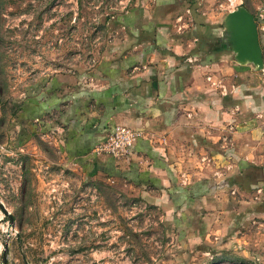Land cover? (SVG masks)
Wrapping results in <instances>:
<instances>
[{"label": "rangeland", "instance_id": "1", "mask_svg": "<svg viewBox=\"0 0 264 264\" xmlns=\"http://www.w3.org/2000/svg\"><path fill=\"white\" fill-rule=\"evenodd\" d=\"M153 1L0 0V203L11 214L0 208V264H264V168L232 173L216 161L221 126L197 143L187 129L170 138L195 164L163 162L166 186L138 178L130 158L121 167L67 140L64 112L73 118L76 104L65 96L98 82V60L148 34L140 7ZM238 3L253 12L264 0ZM195 176L218 185L178 195Z\"/></svg>", "mask_w": 264, "mask_h": 264}, {"label": "crops", "instance_id": "2", "mask_svg": "<svg viewBox=\"0 0 264 264\" xmlns=\"http://www.w3.org/2000/svg\"><path fill=\"white\" fill-rule=\"evenodd\" d=\"M186 4L184 0H155L140 7L143 14L139 24L149 31L148 36L138 35L133 47L119 56L98 60L93 70L98 82L83 85L77 92L71 89L72 96H65L66 104H76L73 118L64 112L69 118L64 128L74 130L73 140H67L75 149L93 150L109 126L126 124L139 135L125 158L94 150L93 154L115 159L121 167L130 158L143 170L135 172L138 178L144 175L145 181L163 186L167 185L163 162L176 167L195 164L191 156L184 154L185 148L180 151L175 142H170L186 129L197 143L198 133L206 132L207 137L200 139L208 140L213 137L208 133L214 130L211 126H221L224 147L216 151L215 160L227 163L232 173L250 164L264 168V32L259 30L260 25L264 27V4L252 12L262 14L259 19L256 15L261 69L250 62L234 61L226 45L211 49L219 45L216 40L221 38L225 10L219 7V0H195L194 9ZM179 15L182 20L177 19ZM118 20L127 26V20ZM180 21L184 27L177 28ZM151 150H157L159 157ZM203 177L197 176L189 185L193 189L208 186L201 182ZM229 186L233 192L239 183Z\"/></svg>", "mask_w": 264, "mask_h": 264}, {"label": "water", "instance_id": "3", "mask_svg": "<svg viewBox=\"0 0 264 264\" xmlns=\"http://www.w3.org/2000/svg\"><path fill=\"white\" fill-rule=\"evenodd\" d=\"M221 35L236 62H250L255 68L263 66L257 23L253 13L244 4L238 3L224 12ZM0 208L11 219V214L1 203Z\"/></svg>", "mask_w": 264, "mask_h": 264}, {"label": "built area", "instance_id": "4", "mask_svg": "<svg viewBox=\"0 0 264 264\" xmlns=\"http://www.w3.org/2000/svg\"><path fill=\"white\" fill-rule=\"evenodd\" d=\"M238 1L240 0H224V4L227 7H234L238 4ZM255 15H257L258 19L262 18L260 12H257ZM177 19L182 20L181 15L177 16ZM176 27L182 28L184 24L180 21ZM260 29L264 32L263 25H260ZM217 83L220 85V82H214V84ZM138 135V130L123 123H114L103 132L100 141L94 147V151L106 153L114 158H125L129 154Z\"/></svg>", "mask_w": 264, "mask_h": 264}, {"label": "trees", "instance_id": "5", "mask_svg": "<svg viewBox=\"0 0 264 264\" xmlns=\"http://www.w3.org/2000/svg\"><path fill=\"white\" fill-rule=\"evenodd\" d=\"M254 15V19L255 20H257V17H256V15L255 14H253ZM119 21V20H118ZM124 26H125V24L124 23H122ZM219 40V41H218ZM218 40H216V42H218L219 43V45H215V46H212L211 47V49H213V50H218V49H220V48H223V47H225V42L220 38V39H218ZM227 184H231L232 182H236L235 180H233V178L232 177H229V178H227V180L225 181ZM263 182V183H262ZM215 185H218V183L217 182H215V184L214 183H211V184H209L208 186H206V187H204V188H198V189H193V187H192V184H190V185H188V186H178V187H176V189H178V192H177V194L178 195H192V196H196V195H199V194H202V193H204L205 191L206 192H210V191H212L213 190V188L215 187ZM263 186L264 185V181H256V184H255V186Z\"/></svg>", "mask_w": 264, "mask_h": 264}]
</instances>
